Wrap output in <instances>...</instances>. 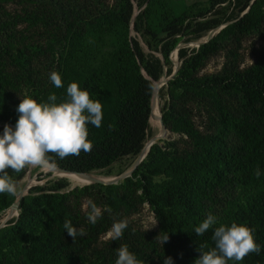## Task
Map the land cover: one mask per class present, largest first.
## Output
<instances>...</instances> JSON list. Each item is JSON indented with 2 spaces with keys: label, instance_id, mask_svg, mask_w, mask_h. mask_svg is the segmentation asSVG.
Here are the masks:
<instances>
[{
  "label": "trees",
  "instance_id": "obj_1",
  "mask_svg": "<svg viewBox=\"0 0 264 264\" xmlns=\"http://www.w3.org/2000/svg\"><path fill=\"white\" fill-rule=\"evenodd\" d=\"M118 1L116 7L103 14L100 26L101 31L113 35L117 43L99 60L85 49L86 31L66 25L64 53L57 60L55 70L61 75L62 88H56L50 82L48 89L40 92L32 77L29 57L16 48L12 36L6 45L0 40V90H3L0 124L16 125L18 120V114L4 104L6 90L13 85L4 60L25 77L32 90V99L37 102H47L50 94L57 96V103L64 102L68 85L76 82L82 90L89 92L90 99L99 100L103 105L102 126L86 125L88 140L93 143L91 153L81 151L78 157H56L57 167L64 170L76 173L104 170L122 157H136L146 143L147 137L142 138L147 123L150 128L152 121L150 103L154 82L162 76L161 59L152 54L145 55L136 40L130 42L132 4L128 0ZM227 1L214 0L213 5ZM249 1L237 0L235 11L224 19L196 22L189 35L197 37L205 30L237 20L249 9ZM145 2L139 0L140 5ZM185 20V13L172 19L164 29L168 37L180 34ZM136 22L134 30H138ZM263 26L264 0H254L240 21L223 28L194 54L188 56L184 49L178 51L180 64L176 77L162 86L157 96L160 101L166 97L171 100L169 105L160 107L161 119L164 125L188 135L193 143L190 153L178 155L154 144L131 177L118 186L88 185L66 192L62 191L68 186L65 180L54 186L34 187L20 201L17 220L9 221L0 229V264H75L72 251L66 247L73 238L63 224L70 220L78 228L83 216L74 211L73 204L79 205L80 200L96 188H102L98 195L102 204L112 209L117 201L132 207L130 196L141 190V198L153 211L159 234L169 235V240L160 245L154 241L141 244L124 237L129 251L143 264H164L168 257L172 264H195L202 252L215 247L212 239L215 227H230L232 223L254 229V240L260 245L261 252L258 255L250 253L242 261L233 260L227 264H264V58L242 71L196 77L205 60L215 54L225 40L260 33ZM168 51L164 48L161 54L166 56ZM164 63L170 69L168 59H164ZM142 69L153 80L160 76L159 80L152 84L144 78ZM175 91L195 96L209 91L233 94L242 113L233 117L217 98L214 102L215 129L201 135L176 109ZM3 129L4 126L0 127V135ZM257 168L261 172L259 178L254 175ZM7 171L10 176L18 177L24 172ZM160 176L165 180L155 181ZM14 199V195L0 193V216L11 207ZM209 213L217 217V224L197 236L195 227ZM96 224H91L95 233L99 231ZM85 240L77 235L74 241ZM159 247L161 251H158ZM20 255V261L12 260Z\"/></svg>",
  "mask_w": 264,
  "mask_h": 264
},
{
  "label": "rangeland",
  "instance_id": "obj_2",
  "mask_svg": "<svg viewBox=\"0 0 264 264\" xmlns=\"http://www.w3.org/2000/svg\"><path fill=\"white\" fill-rule=\"evenodd\" d=\"M128 1L133 8L129 24L130 42L136 40L145 55L152 54L161 59V79L165 78L161 87L176 77L180 64L178 51L184 49L188 56L194 54L205 44L210 30L220 26L205 30L195 37L189 35V31L194 28L195 23H208L224 19L232 10L235 11L234 7L237 2V0H228L224 4L214 6V0H146L142 5L139 4V0ZM117 3H119L118 0H0V40L3 45H6L11 36L13 37L16 48L22 49L29 57L33 80L38 90L42 92L48 89L51 82L50 74L56 70L57 60L64 53L63 45L66 42L65 27L67 24L86 31L85 49L90 51V56H97V60L115 47L116 38L105 30L101 31L100 26L103 23V14L116 7ZM183 13H185L186 20L181 26L182 31L174 38L168 37L164 30L166 25ZM135 21H137L138 30H134ZM201 41L205 42L200 43ZM164 48L169 49L166 56L161 54ZM261 57L264 58V26L260 33L240 36L238 40H225L221 48L205 60L196 77L242 71L254 65ZM164 59H168L170 69L163 64ZM3 63L5 69L11 74L13 82V85L6 90L4 104L8 110L18 114L16 108L22 99L32 98V90L17 68L7 65L6 60ZM141 72L145 79L152 82L160 78L159 76L157 80H153L144 69ZM0 94H3V90H0ZM173 94L176 109L192 123L201 135L210 134L215 129L214 102L217 98L221 99L233 117H238L242 113L239 102L233 94H217L212 91L202 92L198 96L195 94L182 95L181 91H175ZM156 98L159 109L157 108L153 115L155 114V117L160 121V107L164 104L169 105L171 100L167 97L162 101L158 96ZM5 125L2 123L0 127ZM9 126L15 129V124ZM165 127L166 136L162 142L157 143L159 146L178 155L190 153L193 150V143L187 134L175 130L173 126L165 125ZM151 129L149 128L146 143L159 134V131ZM137 156L122 157L109 168L90 173L99 177L111 178L109 181L118 180L131 167ZM23 177L24 179H22ZM12 178L17 185V195L23 193L31 181L34 182L31 187L33 189L36 186H54L57 182L66 180L68 186L62 190L66 192L70 191L73 186L80 188L78 186L85 185H75L74 177L70 174L48 171L40 167H27L24 169L22 177L15 175ZM164 180V176L155 178V181ZM123 181L91 185L118 186ZM99 191H102V188L92 189L90 194L80 200L79 205L73 204L74 211L83 216L77 229L83 228L86 231V235L80 236L84 237L85 241L71 240L66 243V247L73 253L75 264H115L118 259L117 249L125 244L124 237H128L131 241L135 239L141 244L145 241H154L160 245V241L156 240L159 235L157 222L152 209L141 198V190H136L130 196L134 204L132 207L117 201L113 209L110 208V213L104 211L108 207L102 204L101 197L98 196ZM88 199H91L102 209V217L96 224L99 229L97 233L92 229L91 223L87 219L90 209H86L84 205ZM6 214L7 211L0 216V222ZM124 219L128 221V227L124 230L123 237L118 240L108 238L107 232L113 223ZM158 251H161L160 247ZM21 256H15L12 260L20 261Z\"/></svg>",
  "mask_w": 264,
  "mask_h": 264
},
{
  "label": "clouds",
  "instance_id": "obj_3",
  "mask_svg": "<svg viewBox=\"0 0 264 264\" xmlns=\"http://www.w3.org/2000/svg\"><path fill=\"white\" fill-rule=\"evenodd\" d=\"M50 80L56 88L63 87L59 73L52 72ZM102 109V103L90 99L89 92L82 90L76 82L68 85L67 99L61 103H57L55 94H50L47 102H37L29 97L22 99L16 108L19 118L15 129L5 125L3 134L0 135V193H17L16 182L9 175L8 169L16 173L27 167L53 171L57 168L56 157H78L81 151L90 154L93 143L88 140L86 125L100 128L103 120ZM254 175L257 178L261 176L259 168L254 171ZM84 207L90 209L87 213L88 221L96 224L102 217V209L91 199L87 200ZM104 211L110 213L111 209L106 208ZM216 224L217 217L209 213L194 231L197 236H202ZM63 227L73 241L77 235H86L85 229L78 230L70 220H65ZM127 227L126 219L114 222L107 237L112 240L121 239ZM212 239L215 247L202 252L195 264H227L233 260L239 262L250 253L258 255L261 252L260 245L254 240V229L245 224L232 223L230 227H215ZM156 240L164 244L169 240V235L160 233ZM117 255L115 264H143L129 251L126 244L117 249ZM164 264H172V259L166 258Z\"/></svg>",
  "mask_w": 264,
  "mask_h": 264
},
{
  "label": "water",
  "instance_id": "obj_4",
  "mask_svg": "<svg viewBox=\"0 0 264 264\" xmlns=\"http://www.w3.org/2000/svg\"><path fill=\"white\" fill-rule=\"evenodd\" d=\"M253 1L254 0H250L249 1V9H250V6H251V4L253 3ZM249 9H248V11H249ZM243 17H240V18H238L236 21H231V22H227V23H224V24H222V25H220L218 28H216V31H215V34L213 35V36H211L206 42H205V44L208 42V41H210L214 36H216L223 28H225V27H227V26H229V25H233V24H236L238 21H240L241 19H242ZM132 21L134 22V18L132 19ZM131 28H132V26H131ZM150 81V80H149ZM152 82V81H151ZM152 84H153V82H152ZM160 87H161V85L157 88V89H155V87H154V85H153V94H152V98H151V102H152V100H153V98L154 97H157V95H158V91H159V89H160ZM150 105H151V103H150ZM149 111H150V106H149ZM149 114V113H148ZM160 121H161V123L164 125V123H163V121H162V119H161V112H160ZM148 135H149V126H148V123H147V128H146V130H145V137H148ZM165 132H164V134L161 136V137H153L152 139H151V141H152V143H151V145L149 146V148L147 149V151L141 156V157H137L136 158V160L134 161V163L131 165V167L124 173V175L121 177V178H119L118 180L117 179H115V180H112V181H103V180H91L90 182H89V184H87V185H91V184H112V183H116L117 181H121V180H124V179H126V178H128V177H130L131 175H132V173H133V171L137 168V166L142 162V160L147 156V154H148V152H149V150H150V147L152 146V145H154V144H157V143H159V142H162L164 139H165ZM142 153L140 152L139 154H138V156H140ZM53 171H57V172H62V173H68V174H77V175H80V176H83V175H85V174H87V173H76V172H72V171H68V170H64V169H61V168H59V167H57L55 170H53ZM84 186H86V185H83V186H80V188H82V187H84ZM32 187V186H31ZM31 187L29 188V190L31 189ZM76 187V186H75ZM74 186L73 187H71V189L70 190H72V189H74L75 188ZM29 190L27 191V192H25V194H22V195H20V196H17L16 194L14 195L15 196V199H14V201H13V203H12V205H11V207L7 210V214H6V216L3 218V219H6V218H14L15 219V221L17 220V218H18V215H19V204H20V201L25 197V196H27L28 194H29ZM10 219V220H11ZM6 226V223L5 224H2V225H0V229H2V228H4Z\"/></svg>",
  "mask_w": 264,
  "mask_h": 264
},
{
  "label": "bare ground",
  "instance_id": "obj_5",
  "mask_svg": "<svg viewBox=\"0 0 264 264\" xmlns=\"http://www.w3.org/2000/svg\"><path fill=\"white\" fill-rule=\"evenodd\" d=\"M248 11V9L245 11V12H243L241 15H240V17H243L245 14H246V12ZM239 17V18H240ZM233 21H236V20H233ZM215 31H216V29H214V30H212V31H210V34H209V36H208V38H207V40L211 37V36H213L214 34H215ZM207 40H205V41H207ZM205 41H201L200 43H204ZM163 62V64L165 65V63H164V60L162 61ZM165 80V78H163V79H160L159 81H157V82H154V87H155V89H157L162 83H163V81ZM157 108L159 109V105H158V100H157V98L156 97H154L153 98V100H152V102H151V116H152V114L155 112V110H157ZM151 116H150V119H151ZM156 115L154 114L153 116H152V121H151V125H150V128H152V129H154L155 131H159L158 133V135H156L155 137H161L163 134H164V132L166 131V127H165V125H163L162 123H161V121H159V119H157L156 117H155ZM150 123V122H149ZM161 125V126H160ZM151 129V130H152ZM151 143H152V141L150 140L148 143H146L145 144V146H144V148L142 149V151H141V155L140 156H137V157H141L146 151H147V149L149 148V146L151 145ZM59 173H62V172H59ZM63 174H68V173H63ZM70 175H72L73 177H74V184L75 185H81V184H85V185H87V184H89V182L91 181V180H103V181H109V180H111V178H106V177H99V176H95V175H93L92 173H87V174H85V175H83V176H80V175H77V174H70ZM67 178V177H66ZM24 179V178H23ZM29 180V179H28ZM32 185H34V182L33 181H31L30 183H29V185L27 186V188L25 189V191L23 192V193H21V194H19V195H17V196H20V195H22V194H25V192H27L28 190H29V188L32 186ZM81 186H83V185H81ZM6 216V215H5ZM4 216V217H5ZM3 217V218H4ZM2 218V220H1V224L0 225H2V224H5V223H7L11 218H6V219H3Z\"/></svg>",
  "mask_w": 264,
  "mask_h": 264
}]
</instances>
